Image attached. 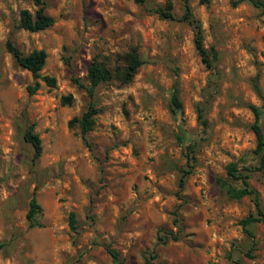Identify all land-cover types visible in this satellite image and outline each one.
Masks as SVG:
<instances>
[{
  "label": "rangeland",
  "instance_id": "374dc122",
  "mask_svg": "<svg viewBox=\"0 0 264 264\" xmlns=\"http://www.w3.org/2000/svg\"><path fill=\"white\" fill-rule=\"evenodd\" d=\"M44 1L54 23L28 31L17 24L33 1L0 0V264H264V221L247 226L253 238L240 223L254 211L252 200L233 199L216 183L233 161L258 163L249 104L263 107L264 132L260 10L248 0H189L204 46L217 52L208 67L179 19L182 0ZM168 3L176 19L155 12ZM7 39L22 53L44 49L41 73L56 85L40 81L30 93L31 73L6 50ZM131 48L143 64L128 82L96 87L98 113L83 138L67 121L88 104V63L98 58L113 70ZM176 80L195 143L182 188L187 157L169 106ZM29 124L42 143L35 161L23 137ZM249 181L264 209V171ZM33 193L40 227L26 218Z\"/></svg>",
  "mask_w": 264,
  "mask_h": 264
},
{
  "label": "trees",
  "instance_id": "16d2710c",
  "mask_svg": "<svg viewBox=\"0 0 264 264\" xmlns=\"http://www.w3.org/2000/svg\"><path fill=\"white\" fill-rule=\"evenodd\" d=\"M34 3V10L31 11L23 8L19 12V19L17 26L28 31H41L50 27L54 23V17L46 11V4L44 0H32ZM183 1V13L180 20L186 22L191 26L194 34L195 48L200 55L202 61L206 66L210 67L212 58H216L217 52L214 47L207 49L203 44L202 27L199 20L193 15L189 0ZM207 1V0H205ZM243 0H231L232 5H237ZM254 7L258 8L262 15H264V0H248ZM160 16L169 19H176L172 11L171 4L168 3L165 7H157L155 9ZM6 50L11 53L16 62L27 69L33 78L34 84L28 86V91L33 93L40 86V81H43L49 87L56 85L55 77L47 74H42L47 53L42 48H34L28 53H22L19 48L7 39L5 43ZM143 64V60L137 53L136 48H131L130 51L124 56V65H118L115 69H111L103 61L98 58H93L87 65V78L89 84L85 86L89 101L84 111L80 115L72 116L67 125L69 128L77 127L80 135L85 138L87 133L92 129L94 124V117L98 113V108L95 102V89L103 82L118 79L121 82H128L132 79L138 68ZM259 91L257 85H255ZM62 101L64 99L62 98ZM170 111L179 117L178 130L175 135L176 141L185 149L187 157V167L180 171L178 185L180 188L184 186L185 176L189 173L192 162L195 160L194 148L195 143L191 142V136L184 126L183 118V103L180 98L179 87L177 80L173 82L170 90L169 97ZM250 111L253 115V122L250 125L252 132L256 138V147L254 153L258 156V163L255 166L242 165L235 161L228 164L226 168L227 177L216 178V183L222 191L228 194L233 199H240L244 196L250 197L254 205V211L250 212L240 223L244 231L251 237H254L253 231L247 226L253 222L264 221V209L262 208L261 196L259 190L250 184L249 178L253 171H264V132L261 125V114L263 107L255 104H249ZM198 117H202V111L198 110ZM205 124L206 121L203 120ZM24 139L29 142L33 147V161L37 160L42 153V143L39 135L34 131V125L29 124L24 133ZM42 213V206L37 201L35 193L31 196L28 203V210L26 218L30 227H40L42 224L39 222L38 217ZM69 227L73 232L77 229V217L74 211L69 213ZM175 235L172 236L175 239ZM164 239L165 238H160ZM112 256L116 259L117 253L113 249H108Z\"/></svg>",
  "mask_w": 264,
  "mask_h": 264
}]
</instances>
